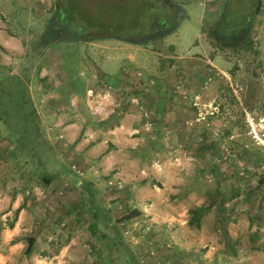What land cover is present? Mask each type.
Here are the masks:
<instances>
[{
	"label": "rangeland",
	"instance_id": "rangeland-1",
	"mask_svg": "<svg viewBox=\"0 0 264 264\" xmlns=\"http://www.w3.org/2000/svg\"><path fill=\"white\" fill-rule=\"evenodd\" d=\"M34 1L41 17L16 12ZM62 1L0 0V14L22 22L14 30L32 48L0 74V214L23 181L32 196L53 176L55 210L33 209L41 229L51 231L41 241L45 254L70 242L59 258L76 264H199L196 250L193 258L176 252L179 232L171 222L180 220L170 216L189 219L201 209L209 233L215 210L224 218L234 211L230 232L247 252L233 264H247L246 256L249 264H264V0L254 9L252 0H233L240 11L234 17L226 16L228 0H71L88 13L97 8L91 19L107 22L106 36L89 26L86 34L69 35L58 19ZM147 4L152 11H137L145 26L139 33L125 22H136V5ZM54 58L71 90L54 84ZM4 85L14 88L11 96ZM16 163L25 176L12 172ZM60 197L69 210L58 214ZM134 200L147 215L119 222ZM151 208L158 221L147 217ZM103 233L120 241L108 248ZM252 245L263 254H252Z\"/></svg>",
	"mask_w": 264,
	"mask_h": 264
},
{
	"label": "crops",
	"instance_id": "crops-1",
	"mask_svg": "<svg viewBox=\"0 0 264 264\" xmlns=\"http://www.w3.org/2000/svg\"><path fill=\"white\" fill-rule=\"evenodd\" d=\"M12 4L14 5L16 1L18 0H12ZM24 1H22L23 3ZM1 5V2H0ZM25 8H21L18 6L19 9L16 10L19 11L20 9L24 10L26 12V15L29 14L34 17H41L42 15H39V3L34 1V4H28L27 6H22ZM15 12V11H14ZM14 22H9L8 20L3 18V15L0 14V74L4 73L8 75L11 71L12 66H10V63L18 62L19 60H22L27 53V51H30V47L26 46V41L30 40L29 38L22 39V37H18L16 35V31L14 30V27L19 26L22 22H19L20 20L15 17L13 18ZM31 30L29 29L28 32ZM29 37V36H28ZM38 51V50H37ZM38 54L37 52H35ZM49 54L53 53L51 51H48L45 55L49 56ZM29 55V54H28ZM36 56V55H35ZM46 60V58H44ZM56 62L52 63L50 68H52L51 75L53 77L54 84L57 83L58 89H62V83L65 85V90L69 89L71 90L72 87L69 86L68 82L62 81L60 79V74L56 71V64H57V58ZM51 61V60H50ZM42 65V62L39 64ZM11 67V68H10ZM42 67V66H41ZM23 68V67H22ZM20 68V69H22ZM43 70L44 66L42 67ZM34 70V68H32ZM46 71V70H45ZM51 71V70H50ZM43 72V73H41ZM39 75H45L44 71H40ZM62 81V83H61ZM110 85V84H108ZM89 90V88L86 89V91ZM43 89L39 88L36 93L44 99ZM21 167V169H20ZM25 169V170H24ZM12 172L14 170L19 171V174L25 176L26 167L19 166L17 163L11 168ZM14 175V174H13ZM21 177V178H22ZM24 179V178H23ZM45 183L47 184H41L36 185L33 187V195L28 194V190L24 188L26 184H21L20 187H17L14 190L13 195L7 198V202L10 205L8 207V211H4L0 214V264H76L75 261L66 260L63 258H59V253H62V249L64 248L67 251V244H70V242H66L62 249H60L59 253H52L48 254L44 251H46L47 247L44 245H41V241L46 240V236L50 235L51 231L45 229H41L38 224L43 223L39 222L38 216L34 215L35 211L34 208L37 207H47L50 210H55V206H53L51 199L54 196L56 192V187H58L57 179L53 176H48L47 179H44ZM60 184L63 186L65 185L63 180L60 182ZM30 190V188H27ZM25 192V193H24ZM148 192V190L146 191ZM35 195H37L35 197ZM61 197L59 198V201H61ZM37 201V202H36ZM62 201L59 204V208L56 210L59 213L66 212L69 210V206L67 204L62 206ZM134 210L137 211V214L128 219L127 221H134L137 218L141 219L143 216L147 215L143 213L142 208L136 209V201L134 200ZM146 208V206L144 207ZM155 208V207H154ZM18 210V211H17ZM13 211H17L14 218H9L10 223H12V226L9 224L2 222V219H7L10 215H12ZM151 211L153 212L154 216H147L149 219H153L154 221H158L159 214L155 209L151 208ZM216 211V212H215ZM213 215L216 216L213 218L215 219L214 226L212 227L213 231L209 233V231L205 230V224L204 219L206 218V213H204L199 222V226L196 227L195 225H190L188 223L189 219H184L183 216L181 218H178L176 215H171V219L180 220V222H171L172 225H174V229L178 230L179 235H177V238H175V242L179 244L178 249L181 250V256L184 258H193L191 253L192 251H197L199 254L198 257L200 258L198 261H200L199 264H233V261L243 259L245 256V253L247 250H245V247H242L240 243V238L234 237V235L230 232V223H232L231 228H233L235 225V222L233 220H230L229 218L233 216V212H230L229 218H224L221 216L220 212L218 210H215ZM181 215V214H180ZM50 218L52 217V214H49ZM2 218V219H1ZM46 218V216L44 217ZM49 220H47L48 222ZM227 230L222 229V222L227 223ZM124 223V222H123ZM136 224V223H134ZM43 225V224H42ZM249 225L250 222H249ZM253 226V225H252ZM262 225H256L255 234L259 235V231L261 230ZM251 227V226H250ZM148 226H146L147 230ZM192 228H195L196 233L192 232ZM264 228V227H262ZM171 232V228H169ZM149 230V229H148ZM168 230V229H166ZM124 231V229H123ZM211 235L212 237L206 238L203 240L200 244H195L197 239L202 238V236H205L206 234ZM195 235L196 238L190 237L189 235ZM51 237V236H50ZM66 237H68V234H66ZM223 239V244H221L220 239ZM254 237V236H253ZM32 239L33 242L31 244V248L28 253H25V250L28 246L29 239ZM39 239V241H38ZM150 244V243H149ZM253 244V243H252ZM169 245H172V242H170ZM197 245L199 246L197 248ZM174 248H177L176 246H173ZM262 246H254L252 245V250L250 252L252 254H263L260 253ZM245 251V252H244ZM244 252V253H243ZM204 257H202V256ZM253 256V255H252ZM250 256V257H252ZM249 257V258H250ZM183 258V259H184ZM248 257H245V261L249 259ZM242 261V260H241ZM243 263V262H242ZM197 264V263H196ZM235 264V263H234Z\"/></svg>",
	"mask_w": 264,
	"mask_h": 264
},
{
	"label": "trees",
	"instance_id": "trees-1",
	"mask_svg": "<svg viewBox=\"0 0 264 264\" xmlns=\"http://www.w3.org/2000/svg\"><path fill=\"white\" fill-rule=\"evenodd\" d=\"M257 1L258 0H252L250 3L251 5H253V9L254 7H257ZM228 3V8H226V16H230V17H234L236 15H238V13L240 12L239 9H238V4H235V6H233L232 4H234V1L232 0H228L226 1V5ZM255 3V4H254ZM107 7L112 10V11H115L117 12V7L114 6V5H107ZM97 9V8H95ZM94 9V11H95ZM245 9H247V11H251V6L249 4L248 7H246ZM245 9H243V11H245ZM58 19L59 21L63 22L65 28H69L67 29V31L69 32L68 34L72 35V36H79L80 33L82 34H86V32L84 31L85 27L89 26L91 28H95L97 29L99 32H101V36H106V35H110V33H108V31H103L104 28L106 27L107 25V22H92V13H88L86 11H84L83 8H81L80 4H73L72 5V1L71 0H63L62 2H59L58 4ZM139 10V13L141 14L144 10H150L152 11V5L151 4H147V6H139V5H136V22H125L126 25L128 27H132V26H136V31L139 30V33L140 32H143V28H145V26H141L139 25V21H138V15H137V11ZM149 11V12H150ZM167 15V13H166ZM77 17L81 18L84 22H72L74 21ZM249 19V15H247L245 18H244V23H248ZM79 20V19H77ZM168 19H165L164 22H167ZM225 22H229L227 20H225ZM116 22H111V25H114ZM125 23L123 24V26L125 25ZM243 23V24H244ZM120 26V24H119ZM122 26V27H123ZM244 26V25H243ZM148 28V33L147 35L151 32V28L150 26H147ZM76 28V32H73L72 30H74ZM75 33V34H74ZM74 34V35H73ZM148 38V37H147ZM13 87H11L10 85H4L3 86V90L6 92L7 96H11L12 95V92H13ZM19 91H22V89H19L17 90V92ZM1 97V95H0ZM14 109H18V103H16L14 105ZM20 109H22V104L20 105ZM48 177H44V179H47ZM18 211V210H17ZM16 211V212H17ZM206 212V210H201V209H198L196 211H192V216L191 218L188 220V223L190 225H195L196 227L199 226V222H200V218L201 216ZM137 214V211L135 212V210L131 211L130 213L126 214L125 216L121 217L119 219V222L121 221L123 223V220H128L130 219L131 217H133L134 215ZM10 226H12V223L9 224ZM96 226H97V217H96V214H93V221L91 223V231L95 234V230H96ZM1 227V226H0ZM99 237H101V239H107L109 241L108 244V248L111 247V246H116L117 242L120 241L119 238H114L108 234H101ZM33 240L30 238L29 239V243H28V246L25 250V253H28L30 248H31V244H32ZM102 249V248H101ZM99 249V250H101ZM176 252H179L181 253V250H177ZM100 254H102V250L100 251Z\"/></svg>",
	"mask_w": 264,
	"mask_h": 264
},
{
	"label": "built area",
	"instance_id": "built-area-1",
	"mask_svg": "<svg viewBox=\"0 0 264 264\" xmlns=\"http://www.w3.org/2000/svg\"><path fill=\"white\" fill-rule=\"evenodd\" d=\"M147 229H148V228H147ZM123 233L126 234V233H127V230H124Z\"/></svg>",
	"mask_w": 264,
	"mask_h": 264
}]
</instances>
